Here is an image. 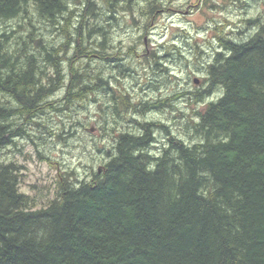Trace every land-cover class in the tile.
Here are the masks:
<instances>
[{
	"label": "trees",
	"instance_id": "16d2710c",
	"mask_svg": "<svg viewBox=\"0 0 264 264\" xmlns=\"http://www.w3.org/2000/svg\"><path fill=\"white\" fill-rule=\"evenodd\" d=\"M99 19L111 26V35L120 25L139 24L119 0H0V93L20 106L0 103V264H262L255 257L264 253V100L250 85H264V38L236 47L215 36L222 50L208 69L219 73L227 91L197 116L198 124L187 121L192 140L171 137L153 157L139 150L148 144V129L121 136L115 160L93 171L105 182L79 181L81 188L67 194L69 173L60 174L56 195L29 208L35 198L20 190L22 166L3 157L14 139L29 134L22 124L43 126L35 120L39 110L53 107L49 99L63 86L53 109L102 93L98 106L119 116L124 86L113 87L118 80L111 78L110 85L104 71L91 73L83 64L61 70L70 44L75 58H96L120 78L132 77L125 54L97 51L117 46L112 40L107 46L110 32ZM9 20L19 33L3 28ZM35 23L51 26L62 43L48 40ZM226 52L232 55L225 58ZM155 56L146 64H157L161 58ZM127 102L134 114L152 109L144 110L139 99ZM37 228L48 231L46 242L35 239Z\"/></svg>",
	"mask_w": 264,
	"mask_h": 264
},
{
	"label": "rangeland",
	"instance_id": "374dc122",
	"mask_svg": "<svg viewBox=\"0 0 264 264\" xmlns=\"http://www.w3.org/2000/svg\"><path fill=\"white\" fill-rule=\"evenodd\" d=\"M172 3L173 0H169V4L171 5ZM217 11L224 12L225 9L223 7L217 6L215 3H210L209 0H203V6L201 0H195V2H193V0H175V7L165 6L158 7L157 9L155 8V11L150 15V20H148L146 24L148 34H145V32L141 30L140 36H136L132 32V29H135L136 27L131 25H120L119 29L115 30V32L111 35V26L107 24V21L104 19L97 20V22L103 24L104 28L110 32L109 36L106 37L107 46L111 45L112 40L117 45L134 47L132 43L125 44V41L129 37H131V39L134 41H139L142 38L145 46H147L152 40V36L154 35L156 37L155 44L160 50L159 57L161 58L158 60L157 64L154 63L151 66L147 65V58H142L139 53H135L131 56L127 52L124 53L126 58L129 57V66L132 77L127 78L122 83L124 88H127V90L131 93L130 101L133 102V93H135L136 97L143 98L142 102L140 101V105L144 108V110L148 111L154 107L158 108L152 113L135 114L136 117H141V119H138L139 121L160 119V121L166 123L165 110H167L169 113L177 112L176 103L181 102L180 97L179 100L175 101V103H172L174 107L169 106L170 104L155 105L154 107H151L150 104H155V102L160 98L156 97L154 99H145V97H150L151 94L159 91L161 84L157 79V72L174 76V78L177 80L181 79L178 75H175V65L169 68L168 64L177 59L182 60L185 57L183 52L177 51L178 46L176 44H170L169 41L180 40L184 51H188L190 55L195 53L193 55V59L203 60L208 58L209 53H206L204 49L205 47H210L213 40L216 41V47L220 48L219 42L215 38L216 35L214 33L220 31L226 25L217 22L213 16L209 15L210 12ZM226 24H231V21H226ZM35 25L45 34V37L48 40L55 39L57 41L59 39V44L60 42L62 43V37H57L58 34L54 33V30L51 28V26L45 27L43 25L42 28V24L35 23ZM209 27L212 28V32L208 31ZM3 28H14V31L17 33L21 31H18V28L13 20L5 22V24H3ZM228 33H231V28L228 29ZM120 37H124V39H120ZM200 41L204 42L203 46L201 45ZM67 46H69L68 51H63L62 53L61 70H67L68 65L80 68L81 64H83L84 67H86V69L91 73L99 69L104 71V74L109 71L108 68L101 67V64L96 61V58L94 60L88 57L82 59L83 57L81 56L75 58L73 56V52L71 51L72 46L70 44ZM119 49L122 51L121 48ZM71 59L72 61L70 64ZM141 60L143 61L144 67L147 69V72L145 73L147 79L144 80L143 83L136 79V77L141 74L140 71H138V69H140V64L137 63V61ZM165 67L167 69H164ZM65 73L66 72L63 71V74ZM121 76L122 75H120V77ZM111 78L113 77L109 76L107 78L110 85ZM194 79H196L197 82H194ZM187 82L188 81L185 78L183 83L186 84ZM199 82V76L192 77L191 83L198 84ZM114 85L117 87L116 84ZM64 91L65 88L63 86L55 93L56 98H51L52 100L49 99L53 107L56 106V103L53 104L52 101L62 97ZM172 94L176 93L173 92ZM103 99H105V97L104 95L102 96V93H94L88 95L87 98L81 102H74L70 104L68 109L55 110L53 107L43 106L41 110H39L40 115L35 119L37 123H40L43 126L36 125L34 121L31 122V124H22L23 128H25L29 134L23 138L14 139L16 142L15 145L6 148L3 152V157L5 160H13L22 166L20 185L21 188L28 189L27 192H22H25L26 194L34 191L42 193L47 190L51 199L56 195L59 189L57 183L59 180V175L61 174L62 176H65L66 174L63 171L64 168H69L70 174L82 175L89 168L92 169V172L97 170V168L103 163V161L100 160L101 157H103L104 160L108 158L105 152L111 150H102V148L98 147L95 142L97 140H111L110 134H113L120 125L119 124L117 126L118 122L114 123L113 118L115 117L116 120L119 121L120 116H116L113 113L110 114V110L106 107L98 106L99 100L102 101ZM163 99H166L167 101L169 97H164ZM123 111L124 112H121V119L124 116L132 117V115L127 114V110ZM190 112L191 110L189 109L188 112H182L178 114L179 120L184 121V125L183 130L174 136L177 138L183 137V139L187 142L194 138L190 124L188 123L189 120H185V117L189 116ZM171 119L176 121L177 116L172 115ZM120 123H122V121ZM91 126L94 128L93 131L89 130ZM113 126L116 127L113 129ZM168 126L170 133L176 130L175 124L172 126L168 124ZM61 132L62 137H59L58 134ZM69 132H71V135H68ZM162 132L164 135H166L165 131ZM28 149H31V151H28ZM85 159H88L89 163L84 164V167L81 168V163H83ZM47 169H51V172L46 171ZM37 172H40L43 175L37 176ZM51 173H55L56 177L55 181L53 182L54 186L49 184L42 185L40 181L44 177H50ZM89 174L91 175V173ZM32 177H34V180L29 184L28 181ZM43 204L46 203L38 202V206Z\"/></svg>",
	"mask_w": 264,
	"mask_h": 264
},
{
	"label": "clouds",
	"instance_id": "9594fccd",
	"mask_svg": "<svg viewBox=\"0 0 264 264\" xmlns=\"http://www.w3.org/2000/svg\"><path fill=\"white\" fill-rule=\"evenodd\" d=\"M195 2V0H193ZM210 3H215L219 7H223L225 9L224 12H210L209 15L213 16L217 22L225 24L226 26L222 28L220 31L215 32L214 34L220 37H223L225 40H230L233 42V45L236 47H239L241 45H245L249 40H251L253 37L258 38H264V0H209ZM97 4L101 3V0H96ZM119 3L123 6L128 7L133 14L136 16V19L139 21V24H137L135 29H132V32L136 36H140L141 30L145 32V34H148V30L146 28L147 21L150 20L149 15H141V12H147L150 8L155 9L157 7H175V0H173V3L170 5L169 0H119ZM202 6H203V0H201ZM226 21H231V24H226ZM125 23L131 24V21L127 20V17H125ZM231 28V33H228V29ZM209 32H212V28L209 27ZM120 39H124V37H120ZM156 37L153 35L152 40L149 42L147 46H145L143 39L141 38L139 41H134L129 37L125 44L132 43L134 47H132L131 51L129 52L128 48L123 45H117L116 48H121L122 51H117L116 48L112 49H104L101 51L100 49H97L98 52H100V55H116V56H122L124 53H128L130 56L139 53L142 58H148L151 57L153 53H156L157 55L155 57H152L153 59L158 58L160 54V50L156 47L155 44ZM170 44H176L178 46L177 51L183 52L184 59H177L174 60L172 63L168 64V67L171 68L173 65L176 67V73L175 75H178L181 79L177 80L174 78V76L162 74L160 72H157V79L159 80L161 86L159 88L158 92H155L150 95V97H145V99H154L156 97H159L160 99H163L164 97H169L167 101H165L166 104H172L176 101V96H174L172 93L175 92L177 95L180 96V103H176V113H169L167 110H165V116L166 120L165 122L168 123L170 126L175 124L176 130L171 133L172 136H176L178 132L183 130L184 121H180L178 118V114L182 112H188L190 109L191 112L189 113V116L185 117V120H195L198 124L199 121L197 120V116L202 112L206 111L208 106H211V104L215 103L216 101H219L222 97L226 95V85L223 82L222 77H220L219 73L210 74L208 65L213 63V60L211 59L212 54L216 51H221L222 49H219L216 47V41H212L210 47H205V52L209 53L208 58L206 59H193V55H190L188 51H184L183 45L180 40H172L169 41ZM201 45L203 46L204 42L200 41ZM168 50V49H165ZM232 55L231 52L224 53L225 58L230 57ZM101 67L109 68V71L105 73V79H107L109 76L115 78L116 80H119L120 77L117 75L116 72L111 71L110 67L107 65H103L102 62ZM123 63H127V61H124ZM137 63L140 64V75L136 77L137 80H139L141 83L144 82V80L147 79V76L145 73L147 72V69L144 67L143 61H137ZM223 63V61H221ZM150 66V64H149ZM195 69V70H194ZM194 76L200 77V82L198 84L191 83V79ZM187 79V83H183L184 79ZM178 86V87H177ZM115 87V85H113ZM251 89L255 93V95L258 97V100H264V85H259L256 83H253L250 85ZM211 93V95H209ZM133 103H135L136 99H139V97H136V94L133 93ZM7 101H11V105L14 107H20L15 100H13L10 96H6L2 93H0V103H4ZM255 107V105H253ZM128 115H132L131 111L127 113ZM172 115L177 116V120L173 121L171 119ZM137 119H141L140 116L136 117ZM12 119H17V117H12ZM112 136V139H115L114 134H110ZM139 135H143V133H139ZM152 135L157 137V140L160 142L159 146L162 148H168L169 145L165 141L168 140V137L164 135L163 132L159 130H155L152 132ZM178 139H183V137H178ZM96 145L98 147H101L102 150L110 149L108 155V160H115L117 157V149L116 146L111 142V140L104 141V140H97ZM28 151H31V149H28ZM135 154V152H133ZM160 153H154V155H159ZM170 155L173 157L176 155L175 151L170 152ZM91 156V154H90ZM105 164H107V160H104L103 157L100 158ZM22 162V161H21ZM89 160L85 159L83 163H81V168L84 167V164H88ZM94 166V164H93ZM111 165H108L105 169V172L107 173L108 169ZM46 171L51 172V169H47ZM63 171L65 173H69L65 176V179L67 181V187H66V193H72L78 189L81 188V183L78 181H82L84 185H87L92 182L93 177H97L99 182H105L106 180L104 177H101L100 174L92 172V169L89 168L87 171H85L82 175H74L70 174L69 168H64ZM91 173V175L89 174ZM37 176H42L43 174L40 172L36 173ZM31 177V174H30ZM55 173H51L50 177H44L40 183L43 184H49L53 185V182L55 181ZM34 180V177L30 178L28 183H32ZM54 186V185H53ZM21 191H28L27 188H21ZM29 196L34 197L35 199L30 202L29 208H31L32 203H48L50 201V197L48 195L47 190L44 192H29ZM35 239L39 243H44L47 241L48 238V231L44 228H37L35 230ZM111 259H115V257H112ZM258 261H261L262 264H264V253H261L255 257Z\"/></svg>",
	"mask_w": 264,
	"mask_h": 264
},
{
	"label": "flooded vegetation",
	"instance_id": "af4514ba",
	"mask_svg": "<svg viewBox=\"0 0 264 264\" xmlns=\"http://www.w3.org/2000/svg\"><path fill=\"white\" fill-rule=\"evenodd\" d=\"M124 81L123 78H120L118 80L119 83H116V85H118L119 87H122L123 86V83L122 82ZM123 95H124V100L122 101L121 99L118 100V107H119V121L116 120V118L114 117L113 120H114V123H117V126H118V129L119 131L115 132L114 135H115V139H112V136H111V142L117 147V143L120 139L121 136H132V135H135V137H137V135L139 133H141V128L143 129H148L149 130V140H148V144L146 146H143L141 147L139 150H140V153H142V151H150V154L151 156L153 157H157V155H154V153H161V151L163 150L162 147L159 146L160 142L157 140V137L152 135V132L155 131V130H159V131H165L166 132V135L168 137V140L165 141L166 143H168L169 145V140L171 137H174L171 135L170 133V129H169V126L168 124L166 123H163L162 121H160V119H150V120H143V121H139L133 110H131V108H128V102L127 100H130L131 98V93L127 90V88H124L123 89ZM174 95V94H173ZM143 98H139V102L141 101L142 102ZM124 102V104H123ZM149 103V102H147ZM151 107H154L155 105H160L159 102H155V104H150ZM142 107V106H141ZM158 108L154 107L150 110V113L154 112V110H156ZM123 110H127L128 112L131 111L132 113V117H123L121 119V116H122V113L121 112H124ZM141 113L142 110H141ZM147 114V113H146ZM122 121V123H120ZM166 124V125H165ZM147 134V135H148ZM149 149V150H148Z\"/></svg>",
	"mask_w": 264,
	"mask_h": 264
},
{
	"label": "water",
	"instance_id": "95a60500",
	"mask_svg": "<svg viewBox=\"0 0 264 264\" xmlns=\"http://www.w3.org/2000/svg\"><path fill=\"white\" fill-rule=\"evenodd\" d=\"M194 82H197V80L194 79ZM93 129H94L93 126H91V127L89 128L90 131H93Z\"/></svg>",
	"mask_w": 264,
	"mask_h": 264
},
{
	"label": "bare ground",
	"instance_id": "6f19581e",
	"mask_svg": "<svg viewBox=\"0 0 264 264\" xmlns=\"http://www.w3.org/2000/svg\"><path fill=\"white\" fill-rule=\"evenodd\" d=\"M144 117V116H143ZM149 131V130H148Z\"/></svg>",
	"mask_w": 264,
	"mask_h": 264
}]
</instances>
